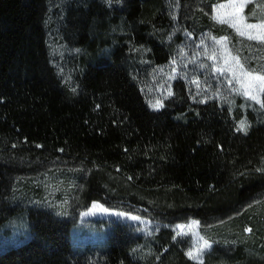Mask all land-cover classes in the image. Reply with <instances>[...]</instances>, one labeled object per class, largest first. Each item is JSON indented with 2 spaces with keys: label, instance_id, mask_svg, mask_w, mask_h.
Wrapping results in <instances>:
<instances>
[{
  "label": "trees",
  "instance_id": "obj_1",
  "mask_svg": "<svg viewBox=\"0 0 264 264\" xmlns=\"http://www.w3.org/2000/svg\"><path fill=\"white\" fill-rule=\"evenodd\" d=\"M113 1L122 3L126 32L101 52L93 49L92 23L106 19L107 9L93 1L80 21L70 13L80 46L90 52L70 98L50 63L45 0H0V144L110 170L157 201L155 212L165 222L230 216L264 192V92L262 111L247 112L243 134L227 106L216 100L191 104L182 89L180 104L150 110L141 74L145 62L168 60L164 33L177 19L190 30L199 24L228 36L244 65L263 74L264 42L212 20V5L224 0H176L178 18L167 0ZM87 194L110 201L94 186ZM27 221L28 239L0 250V264H157L158 258L192 264L170 238L163 237L157 255L149 254L145 237L120 222L111 226L102 250L76 252L71 221L43 209L28 210Z\"/></svg>",
  "mask_w": 264,
  "mask_h": 264
},
{
  "label": "rangeland",
  "instance_id": "obj_2",
  "mask_svg": "<svg viewBox=\"0 0 264 264\" xmlns=\"http://www.w3.org/2000/svg\"><path fill=\"white\" fill-rule=\"evenodd\" d=\"M93 1L108 11L106 19H94L92 23L93 49L101 52L126 32L121 2L45 0L50 63L61 87L70 98L77 94L79 77L89 52L78 42V31L70 25V13L73 12L75 19L77 17L80 21L83 19V8ZM167 1L170 15H177L178 18L177 1ZM227 3L230 0L213 4L211 17L217 14L214 9L218 5ZM232 11L231 8L222 9L220 13ZM241 15L245 17V23H264V0H250ZM186 24V20L177 19L165 31L163 42L169 58L164 64L145 62L143 65L141 92L147 107L158 111L169 104H180L178 91L182 89L191 104L216 100L227 106L238 117L237 129L241 121L244 122V130L238 131L245 134L249 127L246 114L249 110L260 114L264 91L257 90L255 93L260 103L246 99L235 91L240 85L233 79V74L216 69L234 65V60L225 64V58L231 56L238 58L245 70H254L247 68L234 53L228 36L215 34L199 24L190 30ZM247 31L256 34L258 30ZM222 37L226 38V52L215 43ZM254 74L263 73L254 71ZM157 101L162 106L153 108L152 105ZM182 117V113L177 114V118ZM90 186L102 190L110 201L92 200L87 194ZM156 203L110 170L74 164L63 158L52 157L45 151L11 149L0 144V250L26 241L29 237L28 210L43 209L73 223L72 242L76 252L102 250L111 226L120 222L145 237L149 248L147 252L153 256L157 255L165 237L170 238L176 249L182 251L192 264H227L225 260L231 264H241L240 260H243V264H264V192L251 198L230 216L213 217L206 221L189 217L183 221L165 222L166 218L155 212ZM12 212L14 215H9ZM192 221L198 224L189 231L187 226ZM178 225L185 226L186 235H177L180 231ZM202 240L207 241L209 247L197 259H189L186 253ZM169 261L166 259L164 263L158 258L157 264H168Z\"/></svg>",
  "mask_w": 264,
  "mask_h": 264
},
{
  "label": "snow or ice",
  "instance_id": "obj_3",
  "mask_svg": "<svg viewBox=\"0 0 264 264\" xmlns=\"http://www.w3.org/2000/svg\"><path fill=\"white\" fill-rule=\"evenodd\" d=\"M250 0H243V2L237 3L236 0H230V3L227 4H220L217 8L214 9V12L217 14L213 15L211 18L220 24H227L230 28L235 29L238 35L240 36H247L249 40H258L264 42V23H245V17L241 15L245 5L249 3ZM233 9L232 12L221 14L220 10L222 9ZM228 16L229 18H225ZM247 30H258L256 34H252ZM217 45H220L221 48L226 52L227 45H226V38L222 37L215 41ZM229 60H234L235 64L230 65L229 67H218L216 71L218 72H231L233 74V79L237 84L240 85V88L235 89L237 93L244 96L246 99H250L255 101L256 103H260V99L257 94V90L264 91V74H254V71H247L244 69V66L240 63L239 59L236 57L229 56L225 58V64H229ZM243 77V79H241ZM232 81H229L231 83ZM194 83H197L194 81ZM171 95V92H169ZM162 105L159 101H157L153 108H159ZM245 128V124L241 121L240 127L238 130L243 131ZM94 207H97L94 205ZM123 215V214H121ZM132 219H136L133 217ZM198 224L197 221H192L190 225L187 226L188 230L191 231L196 225ZM180 231L177 235L187 234L184 231V225L177 226ZM246 231H251V229H246ZM202 239V238H201ZM209 247L207 241H203L198 245L194 246L193 249L188 251L186 254L189 259H197L199 254L205 249Z\"/></svg>",
  "mask_w": 264,
  "mask_h": 264
}]
</instances>
